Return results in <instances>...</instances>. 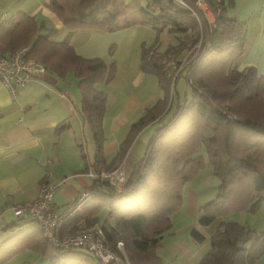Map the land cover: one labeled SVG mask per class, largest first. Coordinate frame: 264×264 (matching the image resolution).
<instances>
[{
  "label": "trees",
  "instance_id": "16d2710c",
  "mask_svg": "<svg viewBox=\"0 0 264 264\" xmlns=\"http://www.w3.org/2000/svg\"><path fill=\"white\" fill-rule=\"evenodd\" d=\"M115 3L50 0L47 5L67 29L62 41L52 38L53 30L43 34L46 27L34 16L18 13L0 24V55L7 56L28 45L29 56L44 63L47 72L59 78L74 75L82 93V113L93 132L98 166L104 161L107 92L97 85L112 81L117 64L79 56L71 43L73 35L79 30L113 32L137 24H169L171 32L180 33L178 43L164 52L143 48L141 69L157 77L163 96L130 125L118 150L120 163L105 171L120 166L138 134L168 113L173 85L182 74L192 99L178 104L156 128L121 189L101 176L92 178L91 185L81 192L89 190L93 198L59 229L63 236L96 224L106 243L119 255L123 254L117 244L124 243L131 264H164L158 249L171 228L173 213L183 201V186L205 165V152L219 179V192L200 216L201 225L251 205L256 208L264 199V75L259 76L254 67H237L246 51L247 26L228 14L227 0H209L215 20L210 23L203 17L201 27L174 0H152L140 8L138 18L126 17L133 4L110 10L109 5L112 8ZM198 26L204 29L200 34ZM194 31L197 33L184 36ZM84 171L102 172L88 165ZM14 223L10 227H23L0 244V264L25 250L46 257L49 264H116L105 263L88 247L55 245L36 220L17 217ZM192 236L199 243L206 240L197 228L192 229ZM262 254L264 234L223 219L199 264H255Z\"/></svg>",
  "mask_w": 264,
  "mask_h": 264
},
{
  "label": "crops",
  "instance_id": "0c3cea01",
  "mask_svg": "<svg viewBox=\"0 0 264 264\" xmlns=\"http://www.w3.org/2000/svg\"><path fill=\"white\" fill-rule=\"evenodd\" d=\"M49 1L0 0V18L5 15L10 19L18 13L34 16L38 23H44L46 29L43 34L53 30L52 38L61 33L62 37L57 41H62L67 29L47 5ZM227 2L228 7H237L235 17L245 21L247 26L246 51L237 67L241 70L254 67L259 76L264 75V0ZM148 31L149 28L143 24L113 32L79 30L71 43L76 53L85 58L99 57L108 62L113 56L116 61H127L134 50L140 49L139 45ZM150 75L153 74L144 72L140 65L134 77V89L143 88L146 82L153 87L155 82L156 86L157 82ZM110 83L97 85L107 92L103 117L104 161L97 166L93 132L82 113V93L72 73L59 78L47 72L42 79L19 86L16 98L0 80V244L23 227L22 224L10 227L17 220L12 207L35 199L43 184H60L52 205L56 212L63 213L75 202L81 190L93 182L84 171L87 165L91 170L99 168L105 171L119 164L118 150L130 125L163 96V91L157 88L118 96L110 93ZM133 113L139 114L134 121L130 120ZM159 122L145 127L122 159L121 165L127 174L144 155L153 127ZM120 130H125V133ZM119 133L121 139L117 136Z\"/></svg>",
  "mask_w": 264,
  "mask_h": 264
},
{
  "label": "rangeland",
  "instance_id": "374dc122",
  "mask_svg": "<svg viewBox=\"0 0 264 264\" xmlns=\"http://www.w3.org/2000/svg\"><path fill=\"white\" fill-rule=\"evenodd\" d=\"M116 2L110 10H121L123 5L133 4V8L129 11L126 17L128 18H138L141 16L140 8L147 6L152 0H114ZM228 14L231 17L237 16V7H228ZM214 13V12H213ZM186 17V15H185ZM214 21V14L210 17ZM149 28L148 33L143 39L142 43L134 53L129 57L127 61L121 59V61H116L113 56L108 60V62H115L117 64V70L115 76L112 80L110 93H117V95L128 96L131 95L134 91L138 92L145 91L149 89H158L161 90L160 84L157 77L150 75V78L154 79L157 82V85L154 87L151 83L146 82L143 84V88L134 89L136 86L135 75L140 70L141 56L143 48H154L161 52L166 51L170 45L176 44L179 41L180 33L171 32L170 25H146ZM157 27V28H156ZM204 30V29H203ZM201 29L199 26L196 31L200 34ZM197 32H188L184 36L188 38L192 34ZM62 34L58 33L55 40L61 39ZM200 43L198 44V46ZM133 59L135 62H133ZM173 62L170 61L171 67L174 66ZM149 76V75H148ZM76 82V78H75ZM191 89L188 86V82L184 77V74L180 75L178 81L173 85L172 96H171V109L164 115L163 119L156 125V128L161 125L164 121L168 119L175 111L176 107L180 103H184L187 99L190 101L192 99ZM174 97V98H173ZM173 98V100H172ZM137 113L130 115V120L134 121ZM231 116L235 117L233 113ZM132 123V122H131ZM121 133H125V130H120ZM153 132V134H154ZM121 133L117 134L119 139H121ZM90 141H92V135L90 136ZM205 156V165L204 167L194 175L188 182L183 186V201L180 207L172 215V228L165 235L162 245L158 249V254L161 256L164 264H199L200 260L210 247V237L215 232L217 227L224 220L238 221L239 223L246 225L255 229L258 233L264 234V199L256 206L252 208V205L243 208L237 212L219 216L211 224L203 226L199 223V218L206 211V206L213 199H215L219 192V179L214 173L212 163L208 158V155ZM197 228L206 236V240L202 243H199L192 236V229ZM125 251V246H124ZM123 255H120L121 262L120 264H131L126 256V252H121ZM4 264H49V260L46 257L38 256L31 250H25L13 256L10 260ZM255 264H264V254H262Z\"/></svg>",
  "mask_w": 264,
  "mask_h": 264
},
{
  "label": "built area",
  "instance_id": "2783aa9c",
  "mask_svg": "<svg viewBox=\"0 0 264 264\" xmlns=\"http://www.w3.org/2000/svg\"><path fill=\"white\" fill-rule=\"evenodd\" d=\"M174 1L196 18L200 27L203 17L209 20L210 23L214 22L210 18L214 13L209 0ZM5 19L7 18L3 15L0 18V24ZM29 52L30 47L24 45L7 56L0 55V80L8 86L13 98H16L19 86H24L31 80L42 79L47 73L46 65L29 56ZM87 175L91 178L101 176L103 179H107L115 184L118 189H121L127 173L124 165H120L112 171H102L100 174L90 171ZM59 186L60 184L56 183L43 184L35 199L12 207L15 216L38 221L45 235L57 246L66 248L71 246L88 247L105 263L115 262L116 264H120L121 256L106 243V238L101 227L96 224L83 226L63 236L59 234V229L65 221L82 210L94 196L89 190H84L67 211L58 213L53 208L52 202ZM117 248L125 254L124 243L122 241L118 242Z\"/></svg>",
  "mask_w": 264,
  "mask_h": 264
}]
</instances>
